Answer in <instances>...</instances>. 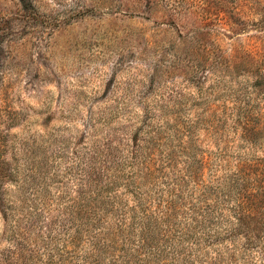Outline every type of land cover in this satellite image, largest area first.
I'll list each match as a JSON object with an SVG mask.
<instances>
[{"label":"rangeland","instance_id":"obj_1","mask_svg":"<svg viewBox=\"0 0 264 264\" xmlns=\"http://www.w3.org/2000/svg\"><path fill=\"white\" fill-rule=\"evenodd\" d=\"M261 74L264 0H0V264H47L80 217L184 220L213 160L264 159Z\"/></svg>","mask_w":264,"mask_h":264},{"label":"trees","instance_id":"obj_2","mask_svg":"<svg viewBox=\"0 0 264 264\" xmlns=\"http://www.w3.org/2000/svg\"><path fill=\"white\" fill-rule=\"evenodd\" d=\"M263 78L261 74L256 84L263 83ZM247 118L245 113L240 120H245L252 134L261 129ZM208 170L209 184L196 183L202 205H195L184 220L170 216L169 206L154 215L150 205L140 203L131 207L138 212L130 217H80L74 233V224L69 226L70 233L63 232V249L50 256L47 264H204L206 255L198 253L202 240L204 250L224 243L234 249L226 257L218 253L207 264H237L253 252L264 264V159L237 160L234 166L228 159L222 166L213 160ZM95 207L106 206L97 203ZM214 238L222 240L211 243ZM238 242H242L239 249Z\"/></svg>","mask_w":264,"mask_h":264}]
</instances>
